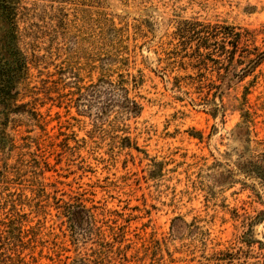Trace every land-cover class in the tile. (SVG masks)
<instances>
[{
    "label": "rangeland",
    "instance_id": "374dc122",
    "mask_svg": "<svg viewBox=\"0 0 264 264\" xmlns=\"http://www.w3.org/2000/svg\"><path fill=\"white\" fill-rule=\"evenodd\" d=\"M20 8L18 101L38 116L0 125V264H264V61L219 80L177 36L232 26L259 53L264 0ZM65 203L87 209L86 236Z\"/></svg>",
    "mask_w": 264,
    "mask_h": 264
},
{
    "label": "trees",
    "instance_id": "16d2710c",
    "mask_svg": "<svg viewBox=\"0 0 264 264\" xmlns=\"http://www.w3.org/2000/svg\"><path fill=\"white\" fill-rule=\"evenodd\" d=\"M21 14L20 0H0V125L7 126L13 114L28 113L37 119L35 109L26 110L27 104L18 101L20 86L30 77L29 58L19 46L18 24ZM180 43L183 46L195 42L192 54L196 59L194 69L208 62L214 63L217 68L219 80L231 76L238 82L249 76L258 64L264 61V50L258 53L242 50L240 42L243 29L232 26L220 27L218 25L202 26L196 23H186L177 31ZM191 47V46H190ZM217 54V58H214ZM237 58H236V56ZM247 55V57L245 56ZM219 57H224L221 63ZM240 67V68H238ZM207 69V68H206ZM224 71L222 74L221 71ZM230 77V80L232 78ZM212 89L219 85L211 86ZM63 217L69 223L73 240L86 236L82 224L86 221L87 209L82 203H65L61 206ZM77 229L79 231H77Z\"/></svg>",
    "mask_w": 264,
    "mask_h": 264
}]
</instances>
